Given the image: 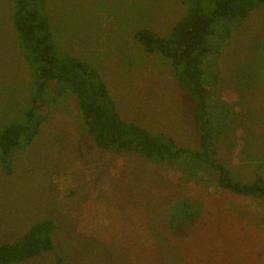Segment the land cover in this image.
Wrapping results in <instances>:
<instances>
[{"label":"rangeland","instance_id":"1","mask_svg":"<svg viewBox=\"0 0 264 264\" xmlns=\"http://www.w3.org/2000/svg\"><path fill=\"white\" fill-rule=\"evenodd\" d=\"M45 1L55 44L99 72L121 116L198 144L170 59L135 38L139 28L169 34L186 12L181 0ZM12 5L0 0V126L21 115L32 90ZM202 70L204 84L217 74L212 102L230 110L217 158L236 180L264 179V6L219 42V54L203 58ZM59 100L12 172L0 168V243L41 220L55 224L53 249L16 264H264V199L220 188L203 163L101 149L83 128L77 98ZM173 201L192 208L169 227Z\"/></svg>","mask_w":264,"mask_h":264},{"label":"trees","instance_id":"2","mask_svg":"<svg viewBox=\"0 0 264 264\" xmlns=\"http://www.w3.org/2000/svg\"><path fill=\"white\" fill-rule=\"evenodd\" d=\"M185 14L169 34L160 36L149 28H139L135 38L148 53L170 59L182 103L190 104L199 141L194 147L178 144L158 130H150L121 116L99 72L88 62L61 50L54 42L45 0H13L11 21L18 49L32 73L30 102L17 119L0 126V168L12 172L16 154L26 149L59 99L69 93L77 98V115L95 145L104 150L134 152L154 162L186 161L203 163L217 173V184L236 195L264 199V179H234L217 158V133L225 126L228 107L212 102L215 79L204 84L203 58L219 54V42L230 37L249 12L264 6V0H181ZM219 39L210 43L209 37ZM217 99V98H215ZM167 207L168 225L187 213L188 205ZM184 215V216H185ZM54 222L44 219L29 227L11 243H0V264L20 261L53 249Z\"/></svg>","mask_w":264,"mask_h":264}]
</instances>
